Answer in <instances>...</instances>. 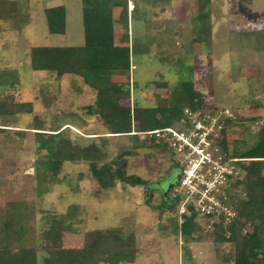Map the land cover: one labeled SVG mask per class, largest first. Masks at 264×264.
I'll return each mask as SVG.
<instances>
[{
	"label": "rangeland",
	"instance_id": "rangeland-1",
	"mask_svg": "<svg viewBox=\"0 0 264 264\" xmlns=\"http://www.w3.org/2000/svg\"><path fill=\"white\" fill-rule=\"evenodd\" d=\"M16 1L19 10L29 15V22L16 30L9 21H0V90L15 91L34 107L32 113L0 118V128H4L0 132V226L11 202L34 203L36 218H30L29 224L38 235L54 217L66 219L74 206L77 215L67 217L69 229L62 232L64 246H83L85 233L92 229H120L124 236L134 234L137 239L140 252L130 264H223L231 244H217L214 233L202 229L187 240L178 222L181 200L171 189L165 200L158 194L147 197V182L155 183L171 166L158 150L163 146L139 135L106 137L101 133L110 128L101 118L103 128L91 123L85 129L99 130L101 135L83 137L80 126L84 122L72 110L92 98L86 93L79 96L81 92L64 75L33 69L32 47L85 43V0ZM133 2L134 66L112 75L126 89L124 103L132 108L167 104L182 82L193 81L204 92L206 107L228 108L235 116L228 125L230 142L236 148L233 152L240 155L256 146L264 126V0ZM97 3L103 11L112 12L114 5L122 6L126 0ZM59 5L67 9L65 35L50 33L45 14L47 7ZM154 6L167 11L158 16ZM238 109L243 110L241 115ZM58 131L80 146L92 140L102 145L107 153L102 163L116 165L126 158L125 174L143 180L135 184L118 181L115 188L97 193L90 165L83 160L65 161L54 177L52 134ZM245 134H252L247 142L241 138ZM166 153L176 163L177 155L170 149ZM251 229L248 223L246 230Z\"/></svg>",
	"mask_w": 264,
	"mask_h": 264
},
{
	"label": "trees",
	"instance_id": "trees-1",
	"mask_svg": "<svg viewBox=\"0 0 264 264\" xmlns=\"http://www.w3.org/2000/svg\"><path fill=\"white\" fill-rule=\"evenodd\" d=\"M92 1L85 0V44L34 46L30 51L33 69L52 71L58 77L65 74L82 77L89 87L96 90L94 110L113 134H129L133 124L140 131L168 127L182 119L185 109L202 110L206 107L204 92L197 89L193 81L182 82L167 104L136 105L132 108L124 103L126 89L114 82L112 75L130 71L131 47L116 44L113 12L103 11L98 0ZM45 14L50 33H66L67 12L64 5L47 7ZM28 17L19 10L16 0H0V21H9L16 30H20L29 22ZM33 107L32 101L19 99L15 91L0 90V118L32 113ZM226 124L222 147L237 155L230 142L228 125L231 119ZM3 130L0 128V132ZM62 134V131L52 134L55 136L52 139L50 167L54 177H57V171L65 161L83 160L90 165L97 193L115 188L118 181L135 184L143 180L139 176H127L114 162L102 163L107 153L99 145L80 146ZM260 135L256 146L239 155L256 159L244 166L248 197L239 202L241 218L229 227L228 236L223 228L213 232L217 244H231V251L224 256L223 264H264V126ZM44 144L48 145V142ZM150 144L157 145L152 141ZM33 206V202L25 201L9 204L6 218L0 226V264H130L135 262L140 252L134 234L124 236L120 229L109 228L87 231L81 247L64 246L62 232L69 229L67 217L77 215L74 206L66 219L54 217L50 226L38 235L29 224L30 218H36ZM74 210L76 214H73ZM248 223L252 229L244 233ZM200 231L194 216L180 227L187 240Z\"/></svg>",
	"mask_w": 264,
	"mask_h": 264
},
{
	"label": "built area",
	"instance_id": "built-area-1",
	"mask_svg": "<svg viewBox=\"0 0 264 264\" xmlns=\"http://www.w3.org/2000/svg\"><path fill=\"white\" fill-rule=\"evenodd\" d=\"M233 117L228 108L214 106L187 108L181 120L164 128L140 131L133 124L130 135H139L177 155L180 177L172 195L181 200L180 227L194 216L204 232L223 228L228 236L229 227L241 218L239 202L248 197L244 166L254 159L233 155L222 147L226 121Z\"/></svg>",
	"mask_w": 264,
	"mask_h": 264
},
{
	"label": "crops",
	"instance_id": "crops-1",
	"mask_svg": "<svg viewBox=\"0 0 264 264\" xmlns=\"http://www.w3.org/2000/svg\"><path fill=\"white\" fill-rule=\"evenodd\" d=\"M134 5H135V3L133 2V0H126V3H123L122 6L121 5H114V7H113L112 12H113V20H115V23H114V26H115V42H117V45H119V46L120 45H129L131 47V39H132L131 20H133L132 15H133V12L135 10ZM155 6H154V8H155V11L158 13V16H159V14L160 15L165 14V12L167 11V9L162 7V6H160L159 8L155 7ZM167 6H169V5L167 4ZM66 12H67V9H66ZM66 18H67V16H66ZM141 20H146V19H141ZM65 34H62V35H65ZM79 46H82V45H79ZM143 51L144 50L140 49L139 52H143ZM131 57H132V51H131ZM131 61H132V58H131ZM132 65L134 66V64L131 62V67H132ZM63 78H66V80L70 79L71 81H73V82H71L70 86L72 88H74V90H78L79 92H81V93H79V96L83 95L82 93H86L93 100L92 102L82 103V104H80V106L76 105V103H77V100H76L75 101V105H76L75 110H72V112L80 114L81 115V122H84L82 124V126H80L82 129H84V132H81L83 135H85L83 137L93 139L95 137H99L101 134L105 135L106 137H112L114 135H117V136L120 135V134H113L111 130L103 131V133H101V131H99V130L98 131H95V130L94 131H85V129L86 130L90 129L89 126H91V123L96 124L97 126H101L102 128L104 127V125L100 122L99 114H97L96 111L94 110V108L96 106L97 92H96V90L89 87L84 82L83 78L80 76L72 75V74H65L63 76ZM80 98H82V97H80ZM241 111H243V110L240 109L238 111L240 115L242 114ZM99 133H101V134H99ZM251 135L252 134H250V135L245 134V136L241 135L242 136L241 138L244 142H247L248 137ZM93 141L94 140H92L89 143H85L84 145L82 144V145L86 146V145H89L91 143H96ZM99 146L103 147L102 145H99ZM158 150L162 151V153L165 157L167 156V159H169V162H171V166H172L173 165L172 163H174V161L171 160L166 153L167 150H169V149L166 147H163V148H160ZM171 166H170V168H171ZM170 168H169V170H170ZM169 170H168V172H169ZM146 193H147V197H148L149 196L148 192H146ZM155 194H157V193H154V195ZM154 195H151V197H154Z\"/></svg>",
	"mask_w": 264,
	"mask_h": 264
},
{
	"label": "flooded vegetation",
	"instance_id": "flooded-vegetation-1",
	"mask_svg": "<svg viewBox=\"0 0 264 264\" xmlns=\"http://www.w3.org/2000/svg\"><path fill=\"white\" fill-rule=\"evenodd\" d=\"M179 177H180V168L174 162L169 172L167 173V175H165L163 178L156 180V182L153 184H151L150 182H147L146 188H147L148 195H154V193H157L160 198L165 200L167 197L165 196V192H166L165 190H166L168 183L170 186H172L171 187V190H172L178 183ZM148 188H149V191H148Z\"/></svg>",
	"mask_w": 264,
	"mask_h": 264
},
{
	"label": "water",
	"instance_id": "water-1",
	"mask_svg": "<svg viewBox=\"0 0 264 264\" xmlns=\"http://www.w3.org/2000/svg\"><path fill=\"white\" fill-rule=\"evenodd\" d=\"M127 164H128V160L126 158H121L120 160L117 161L118 168H120L123 171H124L125 167L127 166ZM171 187L172 186H170L169 184L167 185L166 190H165L166 191L165 196H168ZM148 190H149V188H148Z\"/></svg>",
	"mask_w": 264,
	"mask_h": 264
}]
</instances>
